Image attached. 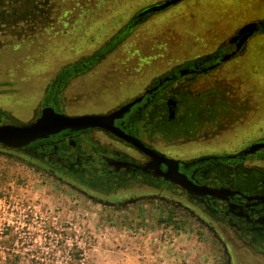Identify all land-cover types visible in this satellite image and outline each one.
<instances>
[{"label":"rangeland","instance_id":"374dc122","mask_svg":"<svg viewBox=\"0 0 264 264\" xmlns=\"http://www.w3.org/2000/svg\"><path fill=\"white\" fill-rule=\"evenodd\" d=\"M34 1L19 0L15 20L0 30V104L22 119L63 66L110 40L152 0H41L38 9ZM257 17H264V0H186L139 23L100 65L70 79L60 106L69 112L110 107ZM191 90L222 101L234 116L223 119L227 132L205 127L206 134L177 145L180 150L235 149L252 133H264V35ZM139 195L104 204L0 151V264H226L220 242L196 216L173 198Z\"/></svg>","mask_w":264,"mask_h":264},{"label":"flooded vegetation","instance_id":"af4514ba","mask_svg":"<svg viewBox=\"0 0 264 264\" xmlns=\"http://www.w3.org/2000/svg\"><path fill=\"white\" fill-rule=\"evenodd\" d=\"M162 1L152 0L142 5L110 40L84 58L63 66L47 88L46 97L29 118L15 117L0 104V124H5L32 121L46 106L73 116L106 115L132 102L120 117L115 118L114 125L139 140L142 147L107 130L105 121L104 126L63 130L22 148L11 149L0 144V151L29 160L42 172L104 204L122 205L141 193L173 198L217 238L223 247L226 264H255L250 259L264 264V146L250 150L256 143H264V133H252L236 144L235 149L190 154L179 149L183 143L197 142L198 137L207 132L219 129L221 133L227 132L228 125L223 119L234 116L228 106L222 101L205 100L204 93L194 92L191 87L199 77L244 56L249 44L264 35V17L243 21L215 49L177 62L110 107L69 112L60 106L64 103L62 89L70 79L100 65L106 54L122 44L125 36L139 23L186 0L144 12L148 6ZM18 2L0 0L3 5H10L7 10L0 9V30L15 20ZM33 3L32 6L38 9L42 2L35 0ZM29 16L25 17L33 18ZM251 22L259 24L257 30L248 34L243 42L242 36L233 40L239 30ZM125 27L128 31L119 35ZM143 148L177 160L180 172L197 186L213 189L215 194L201 193L197 188L189 191L167 179L162 173L168 170V165L158 162Z\"/></svg>","mask_w":264,"mask_h":264},{"label":"water","instance_id":"95a60500","mask_svg":"<svg viewBox=\"0 0 264 264\" xmlns=\"http://www.w3.org/2000/svg\"><path fill=\"white\" fill-rule=\"evenodd\" d=\"M180 0H164L155 5L148 6L144 12H153L160 9H164L172 4H176ZM259 24L257 22H251L244 25L235 36L238 39L242 36L241 42L245 40L248 34L257 30ZM132 102L123 105L122 107L104 115V114H85V115H68L61 111L56 110L52 106H46L42 109L38 118L25 123H5L0 124V144L3 147L16 149L26 147L32 142L46 138L50 135H54L67 129H80L90 126H104L106 121V129L113 133L127 138L142 147V143L124 133L119 127L114 125V120L120 117L124 111H126ZM264 143H256L251 146L250 150L263 147ZM145 149V148H143ZM148 154L156 158L158 162H164L168 165V170L162 174L169 180L181 185L183 188H187L189 191L199 189L201 193L215 194L213 189L205 186H197L193 181L178 170V161L154 153L148 149H145Z\"/></svg>","mask_w":264,"mask_h":264},{"label":"trees","instance_id":"16d2710c","mask_svg":"<svg viewBox=\"0 0 264 264\" xmlns=\"http://www.w3.org/2000/svg\"><path fill=\"white\" fill-rule=\"evenodd\" d=\"M126 31H128L127 27L123 28L122 32H120L119 35H123V33L126 32Z\"/></svg>","mask_w":264,"mask_h":264}]
</instances>
